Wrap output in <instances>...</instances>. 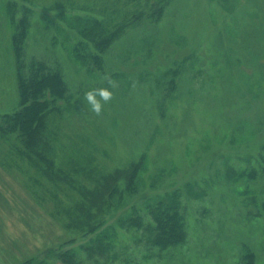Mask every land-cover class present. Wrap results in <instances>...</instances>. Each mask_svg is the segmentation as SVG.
<instances>
[{
    "label": "rangeland",
    "instance_id": "rangeland-1",
    "mask_svg": "<svg viewBox=\"0 0 264 264\" xmlns=\"http://www.w3.org/2000/svg\"><path fill=\"white\" fill-rule=\"evenodd\" d=\"M4 1L0 109L11 110L17 94ZM51 3L35 0L28 53L52 51L59 57L71 91L79 88L84 104V93L101 86L105 73L119 85L100 116L85 104L60 124L61 130L94 155L96 172L143 160L142 194L114 207L105 218L104 227L116 229V248L122 250L107 264H264L263 182L227 173L239 165L235 156L264 144V0H171L157 21L138 23L113 41L102 54V69L94 72L75 63L61 44L52 49L49 38L41 35L38 5L52 24L56 12ZM2 168L0 163V241L25 260L36 253L29 256L9 240L3 223L13 218L29 224L31 206L38 204L25 190L24 178ZM173 189L184 210L185 239L158 256L125 263L122 253L137 232L121 227L119 220L131 201L138 199L146 213L143 201H156ZM247 193L258 196L245 197ZM51 218L61 230L30 217L39 251L55 245L77 249L86 240ZM145 219L152 222L151 216ZM20 237L33 238L27 233ZM113 246L115 251V242ZM137 246H129L128 252L138 253Z\"/></svg>",
    "mask_w": 264,
    "mask_h": 264
},
{
    "label": "trees",
    "instance_id": "trees-1",
    "mask_svg": "<svg viewBox=\"0 0 264 264\" xmlns=\"http://www.w3.org/2000/svg\"><path fill=\"white\" fill-rule=\"evenodd\" d=\"M170 1L52 0L49 7L56 12L55 21L51 24L39 5L41 12L37 18L42 22L41 35L49 38L52 49L61 44L75 63L94 72L102 69V54L113 41L138 23L157 21ZM36 6L35 0L3 3L17 99L11 110L0 109V163L4 170H15L24 178L25 190L51 217L86 240L77 249L48 247L21 264H107L122 250L116 248V229L112 225L104 227L105 218L114 207L128 204L142 194L144 189L140 190L139 180L143 160L108 172H96L94 155L85 150L81 141L68 135L65 128L61 130L60 124L71 114L79 113L85 104L79 88L71 91L59 57L52 51L41 55L28 53ZM235 158L239 159V165L227 169L228 175L234 179H261L264 208V144ZM248 195L258 193H247L245 197ZM136 201H131L126 217L119 220L121 227L137 232L129 246L139 245L136 254L128 252L129 246L122 253L125 263L158 256L186 237L184 210L177 189L156 201H143L146 213ZM146 215L151 216L152 222L146 221Z\"/></svg>",
    "mask_w": 264,
    "mask_h": 264
},
{
    "label": "crops",
    "instance_id": "crops-1",
    "mask_svg": "<svg viewBox=\"0 0 264 264\" xmlns=\"http://www.w3.org/2000/svg\"><path fill=\"white\" fill-rule=\"evenodd\" d=\"M31 214V215H30ZM30 217H33L36 224L43 222L51 229L61 230L55 221L47 215L42 208L38 205L31 206V211L29 213V224H23L19 220L11 218V220H7L3 223L4 233L7 238L13 242H15L27 255L31 256L36 253H41L44 249L50 247L43 248L39 251V246L36 247L37 244L35 243L34 233H31V223ZM27 233L28 235L32 236L33 238L30 241H24L20 235ZM33 240V241H32ZM32 241V242H31ZM23 257L19 255L17 252L12 250L6 242L0 241V264H21L23 262ZM63 264V263H57Z\"/></svg>",
    "mask_w": 264,
    "mask_h": 264
},
{
    "label": "clouds",
    "instance_id": "clouds-1",
    "mask_svg": "<svg viewBox=\"0 0 264 264\" xmlns=\"http://www.w3.org/2000/svg\"><path fill=\"white\" fill-rule=\"evenodd\" d=\"M100 85L87 90L83 97L88 110L96 116H100L105 105L112 101L114 97L113 89L119 86L118 82L108 73L101 77Z\"/></svg>",
    "mask_w": 264,
    "mask_h": 264
}]
</instances>
